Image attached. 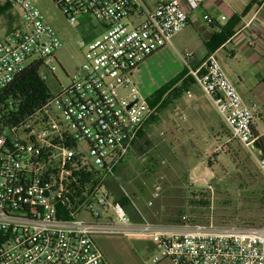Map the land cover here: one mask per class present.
I'll return each mask as SVG.
<instances>
[{
  "label": "built area",
  "instance_id": "built-area-1",
  "mask_svg": "<svg viewBox=\"0 0 264 264\" xmlns=\"http://www.w3.org/2000/svg\"><path fill=\"white\" fill-rule=\"evenodd\" d=\"M67 23L87 22L97 32L86 40L83 61L61 87L29 115H14L4 91L28 66L53 74L61 41L29 0H10L22 25L0 40V264H108L97 237L141 238L156 253L147 264H264V227H218L184 220L152 222L117 200L108 186L126 155L135 154L150 108L133 80L140 63L188 25L201 0H52ZM220 16L219 20H225ZM207 24L213 18L204 15ZM243 36L251 55L264 54V29ZM179 55L203 95L236 141L254 156L257 106L245 102L214 54L196 68ZM125 92V95L122 92ZM50 93V92H49Z\"/></svg>",
  "mask_w": 264,
  "mask_h": 264
},
{
  "label": "rangeland",
  "instance_id": "rangeland-1",
  "mask_svg": "<svg viewBox=\"0 0 264 264\" xmlns=\"http://www.w3.org/2000/svg\"><path fill=\"white\" fill-rule=\"evenodd\" d=\"M29 1L61 41L55 53L57 63L53 74L42 70L50 95L55 97L60 86L65 87L81 65L86 40L97 32L87 22L69 25L52 0ZM144 1L152 7L158 0ZM11 14L13 21L8 20L7 13L0 15V40L8 29L22 25L23 17L17 5ZM199 25L187 26L172 38L170 46L140 63L133 80L143 98H150L155 90L186 69L179 58L183 52L192 55L189 67L201 62L212 36L204 35L208 29L206 21L200 20ZM228 48L220 50L215 58L231 80L240 77L238 90L256 104V130L264 134V66H251L237 53L227 57ZM186 75L190 76L188 70ZM173 95L165 96L158 121L144 127L145 135L137 144V155H126L107 187L114 196L128 195L149 221L171 219L170 224L188 220L212 222L218 227H264V174L254 156L230 140L214 106L196 84L189 83L179 99ZM184 100L189 105L185 112L178 113L183 111L178 105ZM217 132L221 137L219 143L228 139V145L208 156L206 152L216 141L212 135ZM145 140L150 143L145 145ZM151 211L158 215L152 217ZM95 242L108 264H144L153 255L139 238L101 236ZM158 264L170 262L163 259Z\"/></svg>",
  "mask_w": 264,
  "mask_h": 264
},
{
  "label": "crops",
  "instance_id": "crops-1",
  "mask_svg": "<svg viewBox=\"0 0 264 264\" xmlns=\"http://www.w3.org/2000/svg\"><path fill=\"white\" fill-rule=\"evenodd\" d=\"M163 1H167V0H158L153 6ZM5 2L8 3L9 1L7 0L0 1V4L3 5L2 7L0 5L1 8H4ZM204 15H207L213 18L214 20L212 24H207L208 29L204 32L205 36H213V34L219 33L223 27H226L232 31V35L228 39V41L225 42L221 47L217 48L214 52L210 54H214V56H216V54H218L220 50H225L227 47H230L228 48V51L225 52V55L227 57L228 56L233 57L237 53L238 55L244 57L247 63L251 66H255V65L264 66V54L261 56L251 55L249 51H247L244 47L245 38L243 37L247 34L248 28L246 29L245 25L249 21L251 22L249 26L251 29L255 27L264 29V0H201L196 10L188 12L187 14L188 25L187 26L193 25V24L200 26L199 22L200 20L204 21L203 20ZM220 16H225L226 19L223 21H220L219 20ZM200 31H203V29H200ZM210 54L206 52L201 62ZM201 62L196 67H198L201 64ZM233 83L235 84V87L237 91L239 92L241 98L245 102L250 101L249 99L244 98L241 92L238 90V87L241 84L240 77H237L236 80L233 81ZM188 105H189L188 100L182 101L178 106L181 107L182 108L181 110L183 111H179L178 113L185 112ZM218 133L219 132L212 135L213 139H215L216 141L212 149L206 152V155L208 156L212 154L215 155L217 152H219L218 150L223 149L225 146L228 145V141H229L228 139L224 140L223 143H219L218 140L221 137H218L219 136ZM149 214L152 217H156L158 215L156 211H151V213L149 212ZM142 216L145 217L144 215ZM162 218L164 217L162 216ZM166 221L169 222L171 221V219H168V220L166 219L163 222L161 221L160 223L170 224V222L167 223ZM172 224H175V223H172ZM143 240H144L143 243H145L144 248H146L147 250H150L151 255L155 254L157 251L154 245L151 242H149L147 239H143ZM147 263L148 262H145L144 264H147Z\"/></svg>",
  "mask_w": 264,
  "mask_h": 264
},
{
  "label": "trees",
  "instance_id": "trees-1",
  "mask_svg": "<svg viewBox=\"0 0 264 264\" xmlns=\"http://www.w3.org/2000/svg\"><path fill=\"white\" fill-rule=\"evenodd\" d=\"M7 13L8 20L13 21L11 14L10 2H5L4 8H0V15ZM10 30V29H9ZM232 31L226 27H223L219 33L213 34L210 41L207 43V53L214 52L217 48L221 47L231 37ZM93 36H90L91 39ZM39 64L35 63L28 66L21 73L16 75L7 89L4 91L5 98L10 99L15 103L13 112L18 118L25 115H29L35 108L40 107L43 102L50 96L49 89L46 86L44 79L39 73ZM187 70L184 69L173 79L160 86L155 90L150 98H146L150 108L154 109L151 119L145 124L157 122V114L161 109L165 96L169 93H174V98L179 99L186 92L189 83L196 84L191 76L186 75ZM145 132L141 130L139 132V140L143 138ZM150 143L149 140H145V145ZM256 153L259 156L264 155V137L258 138L255 142ZM137 155V151L135 152ZM117 200L127 209V211L133 214L132 207L130 206L129 199L124 195H117ZM202 205H206L205 202H200ZM135 220H139L138 215L133 214Z\"/></svg>",
  "mask_w": 264,
  "mask_h": 264
}]
</instances>
